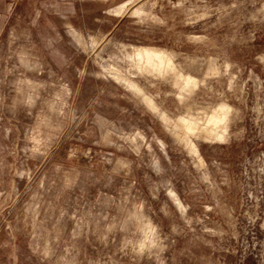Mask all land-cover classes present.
<instances>
[{"label":"rangeland","instance_id":"1","mask_svg":"<svg viewBox=\"0 0 264 264\" xmlns=\"http://www.w3.org/2000/svg\"><path fill=\"white\" fill-rule=\"evenodd\" d=\"M0 264H264V0H0Z\"/></svg>","mask_w":264,"mask_h":264},{"label":"bare ground","instance_id":"2","mask_svg":"<svg viewBox=\"0 0 264 264\" xmlns=\"http://www.w3.org/2000/svg\"><path fill=\"white\" fill-rule=\"evenodd\" d=\"M139 55L144 57L148 62H150V64H153V66L156 67V68H159V67L163 66V64L166 62V58H165V55L163 53H160V52H157V51H152V50H149L147 48L145 50H140L139 51ZM226 112H227V107H223L221 112L216 113V114L213 115V118L218 120V121L219 120H223L226 117V115H227ZM186 124H187V122L185 123V125ZM188 127L191 128L193 126L188 125ZM184 128H186V127H184Z\"/></svg>","mask_w":264,"mask_h":264}]
</instances>
